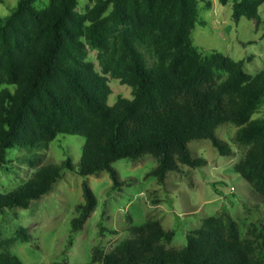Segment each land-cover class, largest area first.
<instances>
[{"label":"trees","instance_id":"obj_1","mask_svg":"<svg viewBox=\"0 0 264 264\" xmlns=\"http://www.w3.org/2000/svg\"><path fill=\"white\" fill-rule=\"evenodd\" d=\"M19 0L0 19V164L9 150L46 146L58 136L83 137L80 168L84 204L72 222V236L83 230L97 208L87 178L106 171L113 188L123 186L113 164L156 157L153 176L164 184L180 166L201 168L189 144L209 140L221 156L229 146L216 136L225 123L236 126L235 143L247 147L234 170L264 203V120L253 115L264 100V71L251 75L244 61L220 53L202 54L192 31L203 24L201 0H95L86 14L80 0ZM226 4V0H222ZM264 0H235L232 18L260 20ZM264 37V34H263ZM88 47L98 51L101 73L88 59ZM141 50L155 59L149 69ZM135 89L132 99L120 97L108 105L109 79ZM63 170L74 171L68 158L61 166L41 167L16 190L0 192V211L27 209L32 201L51 193ZM131 238L113 252L93 256L100 264H262L264 231L258 244L241 239L237 222L227 212L203 220L187 235L182 250L168 249L175 237L160 221L150 218L127 229ZM25 228L7 246L29 242ZM0 264H24L12 254Z\"/></svg>","mask_w":264,"mask_h":264},{"label":"rangeland","instance_id":"obj_2","mask_svg":"<svg viewBox=\"0 0 264 264\" xmlns=\"http://www.w3.org/2000/svg\"><path fill=\"white\" fill-rule=\"evenodd\" d=\"M19 0H0V19L7 18ZM201 0L199 15L203 24L192 31L193 42L201 53H220L235 61H244L247 73L256 75L264 71V4L259 9L260 20L243 18L235 24L232 5L235 0ZM95 0H80L77 11L86 14ZM49 0H38L35 7L45 9ZM147 67L153 68L154 57L146 50ZM88 59L101 73L98 51L88 47ZM112 94L108 105L116 104L120 97L132 99L135 89L110 78ZM12 93L15 87L0 84ZM253 120H264V100L253 115ZM237 127L225 123L218 127L216 136L231 149L230 156H221L209 140H196L189 144L193 158L207 162L201 168L180 166L179 173H168L160 185L153 171L155 156L146 154L137 162L120 160L113 164L123 186L114 189L106 171L89 176L87 182L98 204L83 230L72 236V222L79 216L78 207L84 204L82 183L85 178L77 174L85 139L76 136H58L46 145L36 148H15L8 151L6 161L0 164V192L8 194L29 181L43 166H61L68 158L74 171L63 170L53 191L31 202L30 207L0 211V243L17 237L25 228L29 242L17 240L7 246L0 245V256L12 254L24 264H100L93 256L109 254L122 241L131 238L130 226L143 225L154 218L175 237L168 249L182 250L187 235L201 228L203 220L229 213L237 222L241 239L258 244L264 231V203L251 186L235 172L234 167L244 159L248 148L235 143ZM255 257L260 258L259 252Z\"/></svg>","mask_w":264,"mask_h":264}]
</instances>
